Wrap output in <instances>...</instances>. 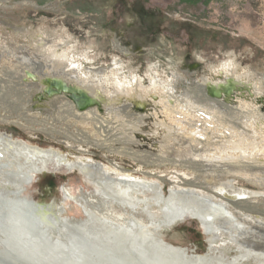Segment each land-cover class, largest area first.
<instances>
[{
    "label": "rangeland",
    "instance_id": "1",
    "mask_svg": "<svg viewBox=\"0 0 264 264\" xmlns=\"http://www.w3.org/2000/svg\"><path fill=\"white\" fill-rule=\"evenodd\" d=\"M31 2L38 8L31 6ZM63 43L67 49L88 50V60L93 57L105 69L110 68L113 57L120 58L127 67L119 70L125 75L131 70L134 73L130 74L144 77L146 86L150 85L146 72L153 66L164 86L174 87L176 101L173 103L180 104L179 109L186 110L189 106L186 101L191 98L199 108L192 109V114L201 115L203 109L211 113V119L216 118L211 121L213 125H209L211 130L219 122L224 130L248 131L255 125L264 131V0H0V50L10 52L16 59L13 54L25 56L28 49H31L30 53L41 54V50H36L41 44L48 47ZM17 60L20 62V58ZM228 62L234 63L233 77L244 79L245 87L237 84L238 90L230 99L217 98L207 85L225 83L227 76L232 77L226 74L227 70L217 68ZM84 63L88 65L86 61ZM18 66L15 64L14 67ZM9 79L15 84L19 74L11 73ZM46 89L41 88L39 82L30 80L27 91L19 86L0 88V100L4 95H11L16 114L22 112L17 110L21 105H16L17 100L24 103V99L29 98L32 108L50 109L45 128L67 135L75 142L78 139L86 141L85 134L92 135V142L87 145L92 149L94 159L86 156L79 145L75 147L77 150L70 151V159L88 157L98 166L112 169L115 166L137 178L161 180L164 193L172 186L167 175L188 174L194 176L195 181L186 185L181 180L177 182L180 188L202 189L222 199L206 177L211 174L176 160V155L181 154L180 145L170 141L172 135L180 142L194 138V123L184 131L175 127L176 133L181 134L182 139L179 138L170 129L174 127L164 109L148 99L143 109L135 100L116 99L107 106L102 104L101 109L97 108L95 117L77 118L76 115L74 120L57 109L60 105L72 107L69 99L63 94L50 97L47 92L51 90L46 92ZM215 103L220 106L215 108ZM100 113L104 119L102 122H99ZM87 119L95 121L100 128L91 125L84 129L86 124L83 121ZM40 123L36 121L33 127L41 128ZM210 129L207 131L209 135L212 134ZM0 131L41 148H56L68 153L63 141L53 138L57 136L53 132L48 134L17 126H0ZM254 169L251 172L238 167L237 173L226 176V179L234 180L237 188L264 193V166ZM251 176L262 180L256 181ZM50 177L37 175L32 182L25 184L22 197L53 205L54 212L63 211L60 215L70 222L71 219H74L73 223L85 220L83 207L65 196L76 197L81 192H91L92 186L76 170L55 176L56 188L51 191L48 188ZM2 186L7 188L6 184ZM239 202L233 205L238 213L264 219L263 197ZM242 204L245 207L242 208ZM158 236L172 246L186 249L188 254H206V239L196 221L178 222L169 229L158 231ZM222 250L229 256L236 255L234 249Z\"/></svg>",
    "mask_w": 264,
    "mask_h": 264
},
{
    "label": "bare ground",
    "instance_id": "2",
    "mask_svg": "<svg viewBox=\"0 0 264 264\" xmlns=\"http://www.w3.org/2000/svg\"><path fill=\"white\" fill-rule=\"evenodd\" d=\"M29 4L37 7L32 2ZM65 45L63 43L46 47L47 44H41L36 49L41 50V54L36 51V54L30 53L31 49H28V55L21 56L26 64L22 66L20 73L24 74L28 85L31 80L39 82V86L47 88L48 91L54 88L58 91L65 86L72 87L75 91L89 93L106 106L116 99H128L135 100L138 107L143 109L147 99L154 100L171 120L174 128L170 129L174 133L175 127L184 131L194 123V138L180 142L175 141L174 134L172 135L170 141L180 145L181 154L176 155V160L197 166L195 169L211 174L206 177H209L208 180L213 183L214 190L222 199H217L202 189L190 186L180 188L177 182L181 180L186 185L195 181V177L188 174H176L172 178L167 175L172 186L164 193L161 180L137 178L131 172L122 171L115 166L113 169L104 165L98 166L88 157L64 160L50 150L29 147L0 131V257L6 256V246L13 250L12 263L264 264V219L240 214L233 207L239 200L264 198V193L237 188L234 180L226 179V176L237 173L238 167L249 171L263 168L264 131L255 125L248 131L236 128L224 130L219 122L211 130V121L214 118H210L211 113L201 108V115L196 112L195 115L192 114V109L199 108L191 98L186 101L189 104L186 110L179 109L180 104L176 102L175 106L174 87H165L152 69L153 66L146 72L150 83L146 86L144 77L130 74L134 73L131 70L128 75L119 70L120 67H127L120 58L112 56V65L105 69L93 57V60H88V50L81 51L77 47L67 49ZM121 52L127 54L125 50ZM84 61L88 65H84ZM217 68L227 70L226 74L232 77L226 75L225 83H209L207 86L213 96L230 99L238 90L237 84L245 87L244 79L233 77L236 71L233 62L220 64ZM51 84H54V88ZM68 102L74 107L70 100ZM217 106L220 105L215 103V108ZM96 110L97 108H93L79 112L75 107L73 109L77 118L95 117ZM208 129L211 135L207 134ZM179 135L181 134H177L181 138ZM168 137L171 138V135ZM213 146L217 147L212 150ZM69 147L72 148V145ZM76 170L92 186L91 192H81L78 197L71 194L65 197L77 201L83 207L85 220L73 223L63 218L61 212L53 214L45 205L39 206L40 215L44 217L46 225L55 226L59 222L63 226H69L72 240L59 246V235L55 231L52 233L53 239L48 238L49 230L46 228L36 236L29 233V219H26V215L27 210H31L28 205L32 200L22 197L25 184L32 182L39 173H72ZM116 179L130 182L122 184ZM255 180L260 181L262 178L256 177ZM3 183L7 188L2 186ZM241 207L245 206L242 204ZM195 218L202 220L203 230L210 234V248L206 254H188L186 249L172 246L159 238L158 230L163 226ZM17 232L20 233L19 242L14 239ZM39 245L46 247V250L36 254V249L29 250L31 246ZM222 248L234 249L236 255L229 256Z\"/></svg>",
    "mask_w": 264,
    "mask_h": 264
},
{
    "label": "built area",
    "instance_id": "3",
    "mask_svg": "<svg viewBox=\"0 0 264 264\" xmlns=\"http://www.w3.org/2000/svg\"><path fill=\"white\" fill-rule=\"evenodd\" d=\"M11 4H12V2H11ZM15 57H16V59L12 58L10 53H8L6 50L5 51L0 50V75H2L0 77V88H2V90H5L7 88L11 89L12 87L15 88V87L19 86L20 88L22 87L23 90L27 91L28 86H29L28 82L25 79H23L24 76L20 73L22 66H25L26 62L23 61L21 55H17ZM18 58H21L20 62H19V60H17ZM15 64L19 65V66L14 67ZM11 73L19 74V79L15 84L9 79ZM2 77H5V78H2ZM31 101L32 100H30V98L24 99V103H22L21 100H17L16 105L21 104L18 106L17 110H22V112L20 114H16V112L13 111V107H12L13 97L11 95H4L3 97H1V100H0V126H17L19 128H23V129L40 130V131H43L44 133H48V134L53 132L55 135L58 136V137L54 136L53 138L56 139L57 141L59 139L63 141L62 143L64 145H66V148L68 149L69 155L71 154L70 151L74 150L73 147H76L77 145H79L84 149L85 152H83V153L86 156H89L90 158L94 159L93 153H91V151H90L92 149H90V146L87 145V144H89V142L90 143L92 142L90 140V138H92V135L85 134L86 135V141H82L81 139H78L77 142H75L74 139H71L67 135H63V134L61 135V133L59 134V132H56L54 129L51 130L49 127L46 129L45 128L46 121L48 119V116L51 113V110L50 109L46 110L43 107L32 108V104H30ZM73 105H74V103H73ZM74 107L76 110H78L75 105H74ZM74 107H68V106L60 105L57 109H59V110L61 109V111H63L64 114H66L67 116H70L71 118H73L75 120V118H76L75 117V111H73ZM41 119H43V120H41ZM99 119H100L99 122L104 121L101 113H100ZM36 121L41 122L39 124V125H41V128L35 129L33 127V125H35ZM83 122H85V124H86V127H84V129H87V128L89 129V127H87V126H91V125H93V126L96 125V129L100 128L97 126L95 121H91L90 119L84 120ZM68 141H69V143H68ZM70 145H72V148L69 147ZM94 145L97 146L96 144H94Z\"/></svg>",
    "mask_w": 264,
    "mask_h": 264
},
{
    "label": "water",
    "instance_id": "4",
    "mask_svg": "<svg viewBox=\"0 0 264 264\" xmlns=\"http://www.w3.org/2000/svg\"><path fill=\"white\" fill-rule=\"evenodd\" d=\"M51 86L54 88V84H51ZM47 93H48L47 95L50 96V97H55V96H59V95H62V94L65 95L69 100H71L74 103V105L76 106V108L80 112H84L86 110L93 109V108H96V107L99 108V109H101V107H102V101H100L99 99H96V98L92 97L87 92H84V91H81V92L75 91V90L72 89V87L69 88L68 86L67 87L65 86L62 89L58 90V91L56 90V88H54V90H52L51 92H47ZM16 140H20L23 144H25V145H27L29 147L31 146V147H35V148L42 149L38 145H35V144H32V143L26 142V141H24L22 139H17L16 138ZM45 150H50L53 153L60 155L64 160H68V161L70 160L69 153H67L65 151H61V150L56 149V148H46ZM65 163L66 162H64V165H65ZM59 174H66V173H62V172L39 173L38 177L50 175L51 177L54 178L55 176H57ZM108 176H110V175H108ZM117 182L124 184V183L130 182V181L123 180V179H118ZM228 200H230V199H228ZM40 205L43 206V204H39V203L35 202L34 200H32V201L29 202L28 208L30 207L29 209H31V210H27L28 211V215H26V219H29V223H27V226H29V228H28L29 233H32L33 235L36 236L37 233H39L42 229L46 228L47 230H49V236H48V238L49 239L50 238L53 239L54 237H53L52 233L55 231L57 233V235H59L58 236V239H57V242H58L59 246H62L65 243H67L70 240H72V236H71L72 230H71V228L69 226H67V225L64 224L66 226L65 227V226L61 225V223H59V222H58L59 224L58 223L56 224L57 227H56V225L55 226H51L50 224L46 225V222L43 219L44 217H42V215H40L41 213L39 212L40 211V208H39ZM45 207H47L48 209L50 208L51 211L54 214L55 208H54L53 205H45ZM61 213H64V212L61 211ZM71 221L73 222L74 219H71ZM178 221L179 220H177V222ZM193 221H196L199 224V226H200V228L202 230V234L204 235V237L206 239L207 251H209V248H210L209 235L210 234L209 233H206L203 230V228H202L203 227L202 220L195 218ZM175 224L173 222L170 225H167V226L165 225L162 228H160L158 231H161L162 229H169V228L173 227ZM19 235H20V233L17 232V233H15V236H14V239H16L15 241H17V242H19V238H20ZM12 236H13V234H11V237ZM14 239L12 241L15 243ZM5 248H6V253H5L6 256L12 258L11 256L13 255L12 254L13 253L12 252L13 250L10 247H6L5 246ZM31 249L32 250L36 249L37 251L36 250L34 251L35 254H36L37 252H43V251H45L46 250V247H43V246H40V245L38 247L37 246L36 247L31 246V248H29V250H31ZM207 251H206V253H207ZM4 257L3 256L0 257V264H4ZM10 264H31V263L28 262V261H20V263H18V262L12 263L11 262V259H10Z\"/></svg>",
    "mask_w": 264,
    "mask_h": 264
},
{
    "label": "trees",
    "instance_id": "5",
    "mask_svg": "<svg viewBox=\"0 0 264 264\" xmlns=\"http://www.w3.org/2000/svg\"><path fill=\"white\" fill-rule=\"evenodd\" d=\"M54 178H52V177H50L49 179H48V188L52 191V190H54L55 188H56V185H55V182H54Z\"/></svg>",
    "mask_w": 264,
    "mask_h": 264
},
{
    "label": "snow or ice",
    "instance_id": "6",
    "mask_svg": "<svg viewBox=\"0 0 264 264\" xmlns=\"http://www.w3.org/2000/svg\"><path fill=\"white\" fill-rule=\"evenodd\" d=\"M10 257H8V256H5L4 257V264H10Z\"/></svg>",
    "mask_w": 264,
    "mask_h": 264
}]
</instances>
